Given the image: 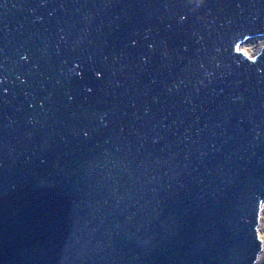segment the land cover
<instances>
[{"label": "water", "instance_id": "95a60500", "mask_svg": "<svg viewBox=\"0 0 264 264\" xmlns=\"http://www.w3.org/2000/svg\"><path fill=\"white\" fill-rule=\"evenodd\" d=\"M264 0H0V264H255Z\"/></svg>", "mask_w": 264, "mask_h": 264}, {"label": "rangeland", "instance_id": "374dc122", "mask_svg": "<svg viewBox=\"0 0 264 264\" xmlns=\"http://www.w3.org/2000/svg\"><path fill=\"white\" fill-rule=\"evenodd\" d=\"M264 208V206H263ZM262 216H261V222H260V231H259V239H261V242L263 244V248H264V210L261 212ZM264 264V261H261Z\"/></svg>", "mask_w": 264, "mask_h": 264}, {"label": "bare ground", "instance_id": "6f19581e", "mask_svg": "<svg viewBox=\"0 0 264 264\" xmlns=\"http://www.w3.org/2000/svg\"><path fill=\"white\" fill-rule=\"evenodd\" d=\"M264 206V205H263ZM262 209L264 210V208L262 207ZM262 216V215H261ZM260 231V229H259ZM263 248V246H262ZM258 260L256 261L255 264H263L261 261H264V248L262 249V251L260 252V255L257 258Z\"/></svg>", "mask_w": 264, "mask_h": 264}, {"label": "clouds", "instance_id": "9594fccd", "mask_svg": "<svg viewBox=\"0 0 264 264\" xmlns=\"http://www.w3.org/2000/svg\"><path fill=\"white\" fill-rule=\"evenodd\" d=\"M262 211H263V209H262ZM260 235V234H259ZM261 240V239H260Z\"/></svg>", "mask_w": 264, "mask_h": 264}]
</instances>
